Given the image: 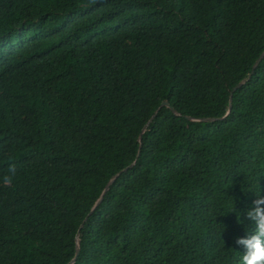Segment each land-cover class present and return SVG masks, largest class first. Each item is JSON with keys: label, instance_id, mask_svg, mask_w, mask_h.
<instances>
[{"label": "trees", "instance_id": "obj_1", "mask_svg": "<svg viewBox=\"0 0 264 264\" xmlns=\"http://www.w3.org/2000/svg\"><path fill=\"white\" fill-rule=\"evenodd\" d=\"M262 52L264 0H0V264H240Z\"/></svg>", "mask_w": 264, "mask_h": 264}, {"label": "clouds", "instance_id": "obj_2", "mask_svg": "<svg viewBox=\"0 0 264 264\" xmlns=\"http://www.w3.org/2000/svg\"><path fill=\"white\" fill-rule=\"evenodd\" d=\"M91 2L96 3L97 0ZM247 218L254 226L252 233L235 240L236 245L245 249L240 264H264V196H258L253 201V207L247 211Z\"/></svg>", "mask_w": 264, "mask_h": 264}, {"label": "water", "instance_id": "obj_3", "mask_svg": "<svg viewBox=\"0 0 264 264\" xmlns=\"http://www.w3.org/2000/svg\"><path fill=\"white\" fill-rule=\"evenodd\" d=\"M263 55H264V52H262V53L259 55V57L256 59V61H255L254 64H253V68L257 65V63L259 62V60L261 59V57H262ZM242 83H243V81L239 82L236 86H234V89H235L236 87H238L239 85H241ZM231 93H232V91H231ZM164 106H166V107H168V108H171L172 111L175 112L174 108H172L168 102H163V103L161 104V106H160L159 109H161V108L164 107ZM231 109H232V99H231V96H230V105H229V111H228L227 114L230 113ZM227 114H226V115H227ZM153 118H154V117H152V119H153ZM152 119H151V120H152ZM189 119L195 121V119H192V118H189ZM151 120L145 125L143 131L147 128V126L149 125V123L151 122ZM209 120H212V119H206V118H201V119H199V121H209ZM139 141L142 142V137H141V136H140ZM134 164H135V163H133V164L130 165L129 167L125 168L123 171H127L129 168H132ZM112 182H113V180H110V181L105 185V187H104V189H103L101 195L99 196L98 200L95 202V204L93 205V207L91 208V210H90V212L88 213V215H90V214H91V213L97 208V206L101 203V201H102L104 195L106 194V192H107V190H108L109 185H110ZM79 253H80V248H79V241H78V248H77V251H76V256H75V258L73 259V261H72L71 263H69V264H75V263H76V261H77V259H78V257H79Z\"/></svg>", "mask_w": 264, "mask_h": 264}]
</instances>
